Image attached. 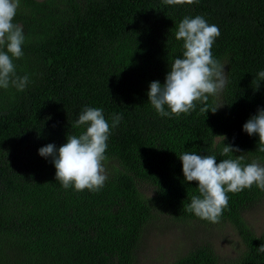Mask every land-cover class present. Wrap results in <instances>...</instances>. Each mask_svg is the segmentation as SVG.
Segmentation results:
<instances>
[{
	"label": "trees",
	"instance_id": "16d2710c",
	"mask_svg": "<svg viewBox=\"0 0 264 264\" xmlns=\"http://www.w3.org/2000/svg\"><path fill=\"white\" fill-rule=\"evenodd\" d=\"M197 15L220 30L211 51L227 82L207 106H223L204 114L197 102L190 114L162 117L147 101L148 86L163 83L182 57L177 25ZM14 23L26 38L16 72L29 83L24 91L0 89V264H136L159 212L208 222L185 210L199 193L196 181L184 180L183 152L215 155L217 163L242 155L245 164L264 165L258 136L242 130L264 109V81L255 88L264 70V0H20ZM85 106L102 108L109 124L122 117L107 141L108 178L98 192L64 189L51 158L38 155L85 130L73 127ZM213 135L240 152L221 156ZM227 195L220 220L236 228L244 247L224 264H264V230L255 234L243 216L264 191L253 184ZM149 264L220 263L206 244Z\"/></svg>",
	"mask_w": 264,
	"mask_h": 264
},
{
	"label": "clouds",
	"instance_id": "9594fccd",
	"mask_svg": "<svg viewBox=\"0 0 264 264\" xmlns=\"http://www.w3.org/2000/svg\"><path fill=\"white\" fill-rule=\"evenodd\" d=\"M198 0H163L166 5H192ZM20 0H0V89L14 87L24 91L29 76L17 75L15 60L23 57L25 35L21 25L14 23ZM220 35L217 25L209 24L202 16H185L177 25L175 39L183 41L182 57L175 58L164 82L152 81L148 86L147 101L162 117H179L190 114L197 102L204 105L200 111L215 113L223 104L207 106L209 96L218 95L225 87L227 78L223 65L213 57L212 46ZM264 81V70L256 76V89ZM121 116L105 119L102 108L85 106L75 121L74 128H84L78 135H67L66 143L59 148L49 143L38 149V155L48 159L55 168V179L64 189L76 191L101 190L107 180L103 162L112 129L119 126ZM242 130L249 136H258L259 151L264 152V109H257L244 124ZM214 136V135H213ZM223 144L220 155L231 157L240 152L238 147L225 145L223 135H215ZM186 182H197L199 195H193L185 210L201 220L219 223L228 208L227 193H239L255 184L264 191V165L257 160L243 163L244 157L222 159L215 155H199L183 152L179 157ZM264 253V244L258 248Z\"/></svg>",
	"mask_w": 264,
	"mask_h": 264
},
{
	"label": "rangeland",
	"instance_id": "374dc122",
	"mask_svg": "<svg viewBox=\"0 0 264 264\" xmlns=\"http://www.w3.org/2000/svg\"><path fill=\"white\" fill-rule=\"evenodd\" d=\"M221 92L216 95L220 97ZM152 195L150 187L144 189ZM255 234L264 230V197L243 212ZM208 245L218 256V263L235 259L244 247L236 228L225 220L219 223L201 222L196 219L177 220L165 213L147 227L144 238L136 251V264L166 263L201 245Z\"/></svg>",
	"mask_w": 264,
	"mask_h": 264
}]
</instances>
